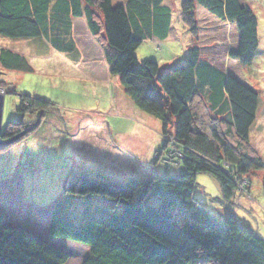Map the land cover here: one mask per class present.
<instances>
[{"label": "trees", "instance_id": "16d2710c", "mask_svg": "<svg viewBox=\"0 0 264 264\" xmlns=\"http://www.w3.org/2000/svg\"><path fill=\"white\" fill-rule=\"evenodd\" d=\"M197 8L235 26L238 38L229 57L243 68L250 66L258 49V20L239 0H180L182 23L195 40L182 59L164 67L136 58L145 41L165 42L171 36L172 12L164 0H126L129 31L122 46L108 40L97 0H0V37L41 39L74 60L73 20L84 19L110 76L119 79L135 110L160 124L164 142L155 152V164L156 158L166 160L173 153L180 167L178 175H154L146 181L72 172L64 195L71 202L82 198L75 206L85 205L83 222L73 225L72 214L67 219L63 211H53L47 242L0 218V264H67L69 255L54 247L59 241L86 249L80 264H264V240L249 224L231 214L218 223L193 197L197 176L205 174L219 185L223 203H235L239 195L250 194L252 174L264 171L249 143L258 95L203 57L196 38ZM0 69L32 72L26 57L7 48H0ZM19 102L21 118L2 131V139L14 143L34 131L26 116L43 120L55 110L46 99L20 96Z\"/></svg>", "mask_w": 264, "mask_h": 264}, {"label": "rangeland", "instance_id": "374dc122", "mask_svg": "<svg viewBox=\"0 0 264 264\" xmlns=\"http://www.w3.org/2000/svg\"><path fill=\"white\" fill-rule=\"evenodd\" d=\"M97 1L106 17L108 40L122 46L129 31L124 16L126 0ZM246 1L252 4L259 24L258 49L250 66L243 68L229 57L236 41L233 28L230 30L199 8L196 10L199 30L196 38L205 59L239 84L245 85L246 81L245 86L261 98L249 143L264 162V0ZM164 5L172 12L171 36L165 42L145 41L136 50L139 62L149 60L167 66L173 60L182 59L195 40H191L190 31L182 23L180 0H164ZM73 21L75 43L82 56L75 64L69 60V55L50 49L37 54L38 49L46 45L41 39L0 37V48L24 54L32 68L31 73H8L0 69V94L4 95L2 131H6L9 122L21 118L20 96L46 99L55 106L54 112L45 114L43 120L36 117L38 115L26 116L25 122L34 131L26 137L22 135L16 143L15 139H2L5 134L0 136V147L5 146L0 148V218L5 224L41 240L48 235V220L53 211H63L64 217L72 214L76 219L70 222L73 225L83 222L85 205L80 204L79 210L75 206L83 202L76 199L82 198L71 199L74 201L71 202L64 195L72 172L97 171L118 181L128 178L146 181L154 175L173 176L180 171L174 160L178 154L172 153L166 160L156 158L155 164V152L164 142L159 122L137 110L134 113L141 121L129 113V107L134 106L125 96L119 79L110 76L100 46L88 32L86 21ZM147 120L155 124L148 126ZM263 179L264 171L252 174L250 194L239 195L235 203L226 204L221 200L217 182L200 174L193 197L218 223H223L225 216L231 214L249 224L254 234L264 240ZM54 247L69 255L67 264H80L86 254L85 248L68 241H59Z\"/></svg>", "mask_w": 264, "mask_h": 264}, {"label": "crops", "instance_id": "0c3cea01", "mask_svg": "<svg viewBox=\"0 0 264 264\" xmlns=\"http://www.w3.org/2000/svg\"><path fill=\"white\" fill-rule=\"evenodd\" d=\"M239 2H240V4L242 5V6H248L250 9H251V3L250 2H248V1H246V0H239ZM252 10V9H251ZM203 11V10H202ZM203 12H205V11H203ZM209 16V15H208ZM211 17V16H210ZM212 18V17H211ZM217 21V20H216ZM217 22H219V21H217ZM73 23H74V21H73ZM221 23V22H220ZM221 24H223L224 26H226L227 28L228 27H230V30H231V28H233V30H234V36L236 37V41H235V45H236V42H237V38H238V35H237V32H236V29H235V26L234 25H231V24H228V23H221ZM258 27H259V24H258ZM258 27H257V35H258ZM77 37V35H75V32H73V38H74V40H75V38ZM88 39H89V37H87ZM94 39V38H93ZM90 40V39H89ZM225 40H227V38H225ZM90 42H92L91 40H90ZM46 44V43H45ZM76 44V43H75ZM230 47H231V45H230ZM76 48H77V50H78V56H77V58H75L76 60H74V58H72L71 56H69L70 58H69V60L72 62V63H77V62H79L80 60H81V58H82V56H81V53H80V49L78 48V46H76ZM45 49H50V50H53L49 45H42L39 49H38V53L37 54H41V51H43V50H45ZM234 50V49H233ZM232 50V51H233ZM54 51V50H53ZM20 54V53H19ZM60 54H62V53H60ZM21 55H23L24 56V54H22L21 53ZM24 57H26V56H24ZM27 58V57H26ZM85 58H87V57H83V59H85ZM240 82V81H239ZM245 85H246V81H245V83H244ZM259 100H261V98L259 97L258 98ZM259 102V101H258ZM258 105H259V103H258ZM129 113L130 114H132V116L133 117H135L136 119H138V121H141V119H140V117L139 116H136V114L134 113L135 111V109H134V107H129ZM144 120V119H143ZM154 121V120H153ZM155 122V121H154ZM154 122H152V121H150V120H147V125L149 126L150 124L149 123H153V124H155ZM137 125H141L140 124V122H138L137 123ZM147 134V133H146ZM137 139V138H136ZM45 241H47V242H50V241H48V239H47V237H46V239H45ZM57 244H58V242H56ZM56 243H54V244H56Z\"/></svg>", "mask_w": 264, "mask_h": 264}, {"label": "water", "instance_id": "95a60500", "mask_svg": "<svg viewBox=\"0 0 264 264\" xmlns=\"http://www.w3.org/2000/svg\"><path fill=\"white\" fill-rule=\"evenodd\" d=\"M3 101H4V95L0 94V136L2 135L1 119H2Z\"/></svg>", "mask_w": 264, "mask_h": 264}, {"label": "bare ground", "instance_id": "6f19581e", "mask_svg": "<svg viewBox=\"0 0 264 264\" xmlns=\"http://www.w3.org/2000/svg\"><path fill=\"white\" fill-rule=\"evenodd\" d=\"M13 144V143H12ZM7 147V146H6Z\"/></svg>", "mask_w": 264, "mask_h": 264}]
</instances>
